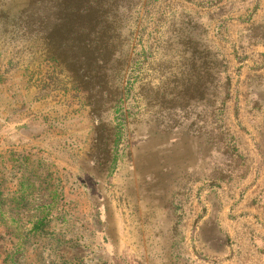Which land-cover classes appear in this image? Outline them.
<instances>
[{
  "label": "rangeland",
  "instance_id": "374dc122",
  "mask_svg": "<svg viewBox=\"0 0 264 264\" xmlns=\"http://www.w3.org/2000/svg\"><path fill=\"white\" fill-rule=\"evenodd\" d=\"M107 222L264 264V0H0V264H112Z\"/></svg>",
  "mask_w": 264,
  "mask_h": 264
},
{
  "label": "crops",
  "instance_id": "0c3cea01",
  "mask_svg": "<svg viewBox=\"0 0 264 264\" xmlns=\"http://www.w3.org/2000/svg\"><path fill=\"white\" fill-rule=\"evenodd\" d=\"M16 116H19V114H17ZM19 123H17L16 125H12V127H8L9 130L10 129H14V130H19L20 126L18 125ZM36 144V143H34ZM44 147L46 148V144H43ZM43 156H47L46 151H43ZM48 158V157H47ZM102 228L104 230H109V232L113 229L115 230H123L122 233L119 232V234H109V238H107L108 243L107 245H105L106 248V252L107 255L110 258V261L112 264H155V263H160L163 262V260L165 259H169V258H164L163 259V255L166 257H170V259H174V260H178V261H184L183 259L186 258V261H190L192 264L196 263V257H197V253H196V244L195 243H190V238H187V247H186V252L185 250H178L177 251V255H175L172 250L171 253L169 251V249H166L165 251L163 250V252L161 253L160 251L157 252V250H155V247L157 246V243L155 242V246H150L149 243H146L144 245V240H143V235H141V237L139 238V246L138 244H136V238L134 237V234H127V230H136L137 227L139 228V226L135 225V226H128L126 223L124 224V227H122L121 224L117 223V222H107V223H103ZM191 228H193L195 225L191 224ZM206 226V225H205ZM170 228L175 229V230H179L180 227V223H172ZM138 230V229H137ZM203 231L206 230V227L202 228ZM185 235V234H183ZM189 236V235H188ZM201 250L200 252H203V257H209L211 258L213 251L214 252H222V242H219L217 245L213 246L212 245V238L210 236L207 237L203 232V237L201 238ZM221 241V239L219 240ZM255 247L257 248V250L259 251V253H257L259 256H264V238L262 237H258L255 240ZM162 255V256H161Z\"/></svg>",
  "mask_w": 264,
  "mask_h": 264
}]
</instances>
